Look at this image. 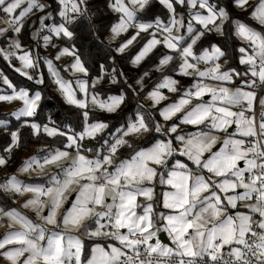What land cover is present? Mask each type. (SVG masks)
<instances>
[{"label": "snow or ice", "instance_id": "obj_1", "mask_svg": "<svg viewBox=\"0 0 264 264\" xmlns=\"http://www.w3.org/2000/svg\"><path fill=\"white\" fill-rule=\"evenodd\" d=\"M155 3L149 16L153 0H0V59L36 85L43 61L76 110L75 123L39 119L42 90L0 72L19 122L0 119V169L22 128L46 141L0 181V264H264V0ZM150 56L129 83L118 57ZM26 194L25 212L13 205Z\"/></svg>", "mask_w": 264, "mask_h": 264}, {"label": "trees", "instance_id": "obj_2", "mask_svg": "<svg viewBox=\"0 0 264 264\" xmlns=\"http://www.w3.org/2000/svg\"><path fill=\"white\" fill-rule=\"evenodd\" d=\"M221 2L226 3V0H221ZM152 9L153 11L157 13H162L161 6L155 3V0H153V5L151 8L148 9V11ZM234 15L238 18H241L247 21L250 24L255 23L254 21H251L248 19L247 12H241L239 10H236L234 12ZM105 19H107V16L105 17ZM29 22L30 20L28 21V23ZM106 33L107 31H105L104 36H106ZM23 40H24L25 45H27L30 42L28 32L24 33ZM97 43H99V41H97ZM128 54H134V52L127 51L125 53V56H127ZM118 60L120 61V65L124 67V70L126 74L128 75L129 83H132L133 80L137 78L139 74H141L143 71L149 70L151 67V56L147 58L144 61V63L138 67H132L131 64L127 63L123 57H118ZM0 66L4 69L6 73L9 72V75L11 76L12 81H15V83L23 82L22 79L18 75H16L15 72H13V70L11 69L10 65L7 62L2 61L0 59ZM151 86L152 84L148 83L145 86V90L150 89ZM98 87H101L103 91L108 92L109 94H119L117 91V89H119L120 87L119 85H110L107 81H105L103 82L101 86H98ZM40 89L43 92V99L40 104L39 119H45L51 116L52 119L57 121V123L66 122V121H71L72 123L76 122V119L74 116V113L76 110L74 109V107L66 104L65 101L59 95L54 94L48 82L42 85ZM140 103H143L142 99ZM135 104H136V101H132L131 103H126V105L122 106L123 110L127 112L129 108H134ZM102 115H104L107 119L112 120L113 123H115V120L117 119L115 115H112V116H109L108 114H102ZM14 126H18V125L14 124ZM5 139H6V135L4 131L0 134V149L4 147ZM44 143H46V141L37 140L36 137H30L29 130L27 128H22L21 129V147L12 154V157H11V160L9 161L8 166L4 167L3 169H0V181H2L6 175L12 174L17 171V169L20 167L22 162L25 160V155L31 152L32 146H38L40 148ZM2 196L3 194L0 193V197ZM13 206L14 207L16 206V202Z\"/></svg>", "mask_w": 264, "mask_h": 264}, {"label": "rangeland", "instance_id": "obj_3", "mask_svg": "<svg viewBox=\"0 0 264 264\" xmlns=\"http://www.w3.org/2000/svg\"><path fill=\"white\" fill-rule=\"evenodd\" d=\"M256 2H257V0H251V3H256ZM153 13H157V12L153 11V9H152V10H149V11L147 12V15L150 16V15H152ZM33 21H34V17H33V18H30V22H29V24H31ZM0 26H3V25L0 24ZM132 31H133L132 29H129V32H128V33H123V34H121V36L118 37L117 40L114 42V45H115V44H118L120 41H122L123 39H125L128 35L131 34ZM107 35H108V32L106 33V36H107ZM143 35H144V34L142 33V34H141V37H138V38H137V41L134 42V44H133L132 46H130L129 49H126V52H127V51H133V52L135 53V51L138 50V48H139V46H140V43H139V42H140L141 38L143 37ZM106 36H105V37H106ZM39 52H40L42 55L46 54V53H45V50L42 49V48L39 49ZM51 52L54 53V52H55V49H52ZM66 59H67V58H62L60 61H56V63L59 64V65H63V64L66 62ZM146 59H147V58H146ZM1 60H2V61H5V60H3V59H1ZM5 62H6V61H5ZM143 63H144V62H142L141 65H142ZM15 66L18 67V66H19V63L16 62ZM10 67H11V69L13 70V72H15L16 75H18V76L22 79V81H23L22 83H21V82L15 83V81H13L14 84H16V85H18V86H23V87H29V88H32L33 90H41L40 87H41L42 85H36L34 81H29V80H27L25 77L21 76L18 72H16V71H15V68H14L13 66H10ZM37 71H38L39 73H43V75H44V77H45V83L48 82V84H49L50 87H51L52 92H53L54 94L59 95V94L55 91V86L52 85L51 82H50V77H49V74H48V68H47V66L43 63V61H41V67H40L39 69H37ZM0 72H2V73H4L5 75H7L8 78L12 81V78H11V76L9 75V72L6 73V72L4 71V69H3L1 66H0ZM157 75H158V74L151 75L150 78L146 79V80H145V86H146L148 83L153 84V81L156 80V76H157ZM182 83H185V84H186V79H185V80H182ZM20 84H21V85H20ZM6 91H10V90L7 89V86H6V85H2V84H0V94H4V92H6ZM146 91H147V90H146ZM165 94L168 96V100H167V101H164V102H162V103H168V102H171V101L174 99V94H172V93H167L166 90H165ZM59 96H60V95H59ZM60 97H61V96H60ZM61 98H62V97H61ZM62 99H63V98H62ZM142 100H143V99H142ZM149 103H150L149 101L143 100V104L145 105V107H147V106L149 105ZM40 104H41V102H40ZM17 107H18V103H17V102H12V103L0 102V119H7V120H9V121H10V124H9V127H10V128L13 127L14 124H15V125H19V122L16 121L15 118H14L13 116L8 115V113H10L11 111L15 110ZM12 125H13V126H12ZM233 130H235V129L233 128ZM2 132H4V129H3V128H0V134H1ZM38 148H39L38 146H32V147H31V152H30L31 154L29 153V154L25 155V159H26L27 157H29L30 155L36 153V150H37ZM34 177H35V173L32 174V178H34ZM19 178L22 179V180H27V179H29V176H28V174H26V173H22V174H19ZM26 198H27V194H26L25 196H21V197H19V198L16 200V203H17V207H16V208H20V206L23 204V202H24V200H25ZM142 199H143V197H138V202H139L140 200H142ZM20 210H21V211H25V212L27 211L26 209H22V208H20ZM160 210H162V211H167V210H164V209H160ZM137 211H139V209H137ZM4 223H5V221H4L3 219H0V236H2L3 233L6 231V228H5V226H4ZM161 233H165V234H166L167 239L169 240V244L164 243L163 241H161V242L164 243V244H167V245L171 246V245H172V241H171L170 237L168 236V234H167L166 232H161ZM161 233H159V235H160ZM91 243H92V241H86V247L90 246ZM101 243H103V242L101 241ZM112 243H116V242H115V241H112Z\"/></svg>", "mask_w": 264, "mask_h": 264}, {"label": "water", "instance_id": "obj_4", "mask_svg": "<svg viewBox=\"0 0 264 264\" xmlns=\"http://www.w3.org/2000/svg\"><path fill=\"white\" fill-rule=\"evenodd\" d=\"M232 130H233V129H232ZM159 237H160L161 241H163L164 243L169 244V240L167 239V236H166L165 233H161V234L159 235Z\"/></svg>", "mask_w": 264, "mask_h": 264}, {"label": "crops", "instance_id": "obj_5", "mask_svg": "<svg viewBox=\"0 0 264 264\" xmlns=\"http://www.w3.org/2000/svg\"><path fill=\"white\" fill-rule=\"evenodd\" d=\"M15 207H17V203H16V206Z\"/></svg>", "mask_w": 264, "mask_h": 264}, {"label": "built area", "instance_id": "obj_6", "mask_svg": "<svg viewBox=\"0 0 264 264\" xmlns=\"http://www.w3.org/2000/svg\"><path fill=\"white\" fill-rule=\"evenodd\" d=\"M233 131H235V130H233Z\"/></svg>", "mask_w": 264, "mask_h": 264}]
</instances>
